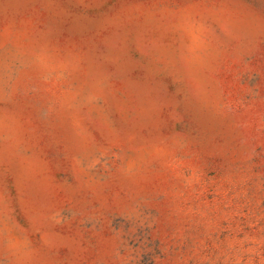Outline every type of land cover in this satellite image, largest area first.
<instances>
[{"label":"rangeland","instance_id":"obj_1","mask_svg":"<svg viewBox=\"0 0 264 264\" xmlns=\"http://www.w3.org/2000/svg\"><path fill=\"white\" fill-rule=\"evenodd\" d=\"M0 264H264V0H0Z\"/></svg>","mask_w":264,"mask_h":264}]
</instances>
